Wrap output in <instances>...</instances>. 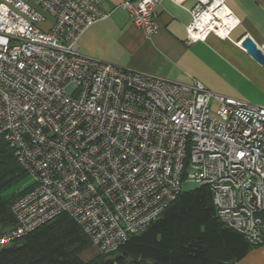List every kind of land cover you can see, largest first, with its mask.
Returning a JSON list of instances; mask_svg holds the SVG:
<instances>
[{"label":"built area","instance_id":"obj_1","mask_svg":"<svg viewBox=\"0 0 264 264\" xmlns=\"http://www.w3.org/2000/svg\"><path fill=\"white\" fill-rule=\"evenodd\" d=\"M161 1L119 7L149 38ZM195 1L186 43L226 38L236 21L223 0ZM108 16L98 0H0V139L31 179L10 205L0 248L65 214L98 254L110 253L154 222L183 182L206 187L218 220L262 245L264 105L81 55L80 36Z\"/></svg>","mask_w":264,"mask_h":264},{"label":"crops","instance_id":"obj_2","mask_svg":"<svg viewBox=\"0 0 264 264\" xmlns=\"http://www.w3.org/2000/svg\"><path fill=\"white\" fill-rule=\"evenodd\" d=\"M122 1L98 0L100 10L109 16L80 36L81 55L179 83L194 79L215 95L264 105V65L240 47L247 36L264 54V0H223L236 25L224 39L209 34L204 41L191 44L186 43L185 28L195 0H162L157 8V31L149 38L119 7ZM91 248V256L79 255L83 262L98 254ZM236 264H264V243L251 248Z\"/></svg>","mask_w":264,"mask_h":264},{"label":"trees","instance_id":"obj_3","mask_svg":"<svg viewBox=\"0 0 264 264\" xmlns=\"http://www.w3.org/2000/svg\"><path fill=\"white\" fill-rule=\"evenodd\" d=\"M26 178L0 139V232L14 225L10 205L29 190V185L18 187ZM90 246L79 226L62 214L0 248V264H236L252 248L218 220L206 187L181 191L143 232L128 236L115 251L83 262L79 255Z\"/></svg>","mask_w":264,"mask_h":264},{"label":"water","instance_id":"obj_4","mask_svg":"<svg viewBox=\"0 0 264 264\" xmlns=\"http://www.w3.org/2000/svg\"><path fill=\"white\" fill-rule=\"evenodd\" d=\"M240 47L247 51L248 55L259 65H264V54L262 50L249 38L244 37L240 41Z\"/></svg>","mask_w":264,"mask_h":264},{"label":"rangeland","instance_id":"obj_5","mask_svg":"<svg viewBox=\"0 0 264 264\" xmlns=\"http://www.w3.org/2000/svg\"><path fill=\"white\" fill-rule=\"evenodd\" d=\"M25 1H28V0H25ZM30 4H32L31 1H30ZM47 26L49 27V17H46V22L45 23L38 24V27L41 30H43V31H46L47 30ZM30 183H31V179L27 177L22 183H20V185L18 187L23 188V187L29 185ZM191 189H193V185H191L188 182H183L182 183V185H181V191H188V190H191ZM83 253L86 254V255H90L91 256V254H93V249L90 246L87 249H85L83 251ZM107 259H108V256H106L103 259V261H106ZM101 262H102V260H98V261H95V263H93V264H102Z\"/></svg>","mask_w":264,"mask_h":264},{"label":"bare ground","instance_id":"obj_6","mask_svg":"<svg viewBox=\"0 0 264 264\" xmlns=\"http://www.w3.org/2000/svg\"><path fill=\"white\" fill-rule=\"evenodd\" d=\"M218 15L222 18V20H223L224 22H227V21L229 20V18L226 17L227 14H225V13L222 12V11H219V12H218Z\"/></svg>","mask_w":264,"mask_h":264}]
</instances>
